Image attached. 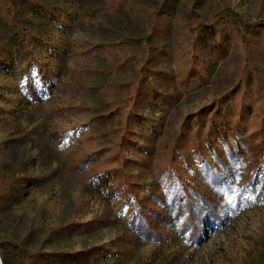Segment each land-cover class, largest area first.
Listing matches in <instances>:
<instances>
[{
  "label": "rangeland",
  "instance_id": "374dc122",
  "mask_svg": "<svg viewBox=\"0 0 264 264\" xmlns=\"http://www.w3.org/2000/svg\"><path fill=\"white\" fill-rule=\"evenodd\" d=\"M263 133L264 0H0L2 264H264Z\"/></svg>",
  "mask_w": 264,
  "mask_h": 264
},
{
  "label": "trees",
  "instance_id": "16d2710c",
  "mask_svg": "<svg viewBox=\"0 0 264 264\" xmlns=\"http://www.w3.org/2000/svg\"><path fill=\"white\" fill-rule=\"evenodd\" d=\"M210 33H208V31H201V33L199 32V35H200V41L201 42H206V39L208 38V36ZM246 148V145L245 147H242L240 144L238 145V148H237V154H241L242 153V150L241 149H244ZM250 148V151H251V163L248 162V166H253V168L256 166V165H260V164H264V133L263 135L261 136V139L258 143H256L252 148L249 146ZM114 178V175L113 174H108L107 173V176H103V177H100L99 176L95 179L96 181V185L98 190L100 191H104V190H108L109 188V185H110V180ZM94 181V183H95ZM3 264H8V262L3 258Z\"/></svg>",
  "mask_w": 264,
  "mask_h": 264
},
{
  "label": "water",
  "instance_id": "95a60500",
  "mask_svg": "<svg viewBox=\"0 0 264 264\" xmlns=\"http://www.w3.org/2000/svg\"><path fill=\"white\" fill-rule=\"evenodd\" d=\"M0 264H2L1 259H0Z\"/></svg>",
  "mask_w": 264,
  "mask_h": 264
}]
</instances>
